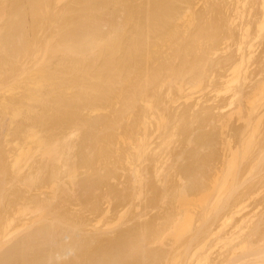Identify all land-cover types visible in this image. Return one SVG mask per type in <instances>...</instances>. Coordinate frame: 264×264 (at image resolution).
I'll list each match as a JSON object with an SVG mask.
<instances>
[{
  "label": "rangeland",
  "instance_id": "374dc122",
  "mask_svg": "<svg viewBox=\"0 0 264 264\" xmlns=\"http://www.w3.org/2000/svg\"><path fill=\"white\" fill-rule=\"evenodd\" d=\"M172 1L173 0H171V3L173 4L172 5L170 4V6H173L175 4L173 6L175 7L177 4V8L175 7L174 10L175 11L174 14H176L174 16L176 17L174 18L173 14L171 15V18H174L175 20L170 19L171 21L170 20H168L169 22L165 21L166 23L165 22H160V24L156 23L155 26L156 25L159 26V27L157 26L158 28L156 27L158 30L154 28L155 32L151 33V37H149L150 36L149 35L148 36L149 38L145 37V39H143L144 42L142 40L140 41L141 43L139 42L140 43L139 45H141V48L140 47L139 48L141 50L144 47L146 48L147 44H148L147 45L148 48L146 49L144 48L142 50L144 52H141V50L137 51L143 54L146 53L147 56H145V58L146 57L150 58V56L151 58L153 57V59H149V58L146 59V61L148 59L149 61L152 60L153 62L150 61V63L152 64H150L149 61L146 64L145 63L143 64L148 68L150 66L151 68L149 69L152 70L153 69L152 65L154 67V64L157 63L159 67H156V65L155 67L158 68L157 71L158 76L156 75V72L154 70H152V73L155 72V74H152L151 71H149V69L146 67L149 73H146L147 71L143 72L145 69H141L142 71H140L139 73L143 72L142 76H140V74L138 76V73H136L137 79H135V81L130 80L131 87L134 88L135 85V88L138 87V89L139 86H137V84L141 82V80H144V83L148 84L147 80L150 79H148L147 77L150 78L152 77L151 78L152 80L155 79L154 82L155 84L150 83V85L152 84L153 86H149V90L147 88L148 85L145 84L146 87L145 86L144 87L147 89V91L146 90L142 91L141 89L139 90L142 91L141 92L142 94H140L138 90L136 91L134 88L136 94L140 95L139 98L138 95L136 96V94L134 93L135 91L132 90L133 88H131L130 90L128 89L130 88V85H128L130 81L126 83L128 86L126 84H124L125 86L122 84L124 86V89L126 88L125 90L132 91L131 93H133L137 97V100L135 96L133 97L136 101H139L140 99L138 104L136 102L134 103L136 105L133 104L134 106L132 105L129 107L131 108V110L129 108L127 110V108L121 106L123 109L121 107L120 108L124 112H126L125 109L127 110V113L126 114L124 113L123 116H122L123 111L120 109L122 112L119 110L120 113H118V109L120 105L122 104L125 105V101L124 103H122L123 102L122 98L125 96L119 99L122 101H119L118 99H116L118 101H115L113 99L114 102H112L111 100L110 102L113 103V104L111 103V105L108 104L109 102L107 104L104 103V105L102 103L101 104L102 106H99L97 104V106H99L101 110L103 109V111L98 110V113H96L97 110H92L90 108L87 109L88 107L87 105H85L86 108H82L83 110L81 109L83 113L80 112V116L81 114L84 115V116L82 115L81 120L84 119L83 117H86L85 119H88L87 122L91 123L94 118L93 124H95L96 126L93 132L97 130L98 132V133L96 132L97 134L100 133L103 134L102 135L103 139L100 137L102 140H104L105 130H107L106 127H108L112 122L111 123L112 125L108 127L110 134H112L111 137L112 139H110L111 141H109L110 147L108 146L107 149H101L103 150L101 151L100 146L102 144L101 143L102 140L99 138V140L101 141L100 142L98 141L97 145H99L100 143V146L97 147V145H95V147H92L94 145L89 144V146L86 147V150L84 149V151L86 152L89 149L88 150L89 152L87 153L89 154L93 153L92 154V156H94L93 158L95 160L97 158L96 163L95 161H93L96 167H94L93 165L94 163L92 164L93 166L92 165L86 166V164H83L81 162L82 159L79 162L80 158L83 155L81 153V150L79 149V146H77L78 149L77 148H76L77 150L73 149L71 150V152L74 151L73 153H76L77 156H78L77 154L78 152L79 156L76 157L75 154L72 155L71 152L67 150L68 152L66 151L67 153L65 152L64 156L68 157V161H67L68 163L67 162L64 163L63 166L61 165L62 163L61 162L59 164L60 168L57 167L58 169L62 170V171L58 170V172H60L59 175L60 178L62 177L61 181L55 180L56 179L54 176L55 174L53 175V171L51 169L52 168L51 165L53 166L52 157L49 156V158L51 159H48V155H46L47 157H45V155L44 154L42 155L41 153L40 154L38 153V155L36 154L35 159L33 156L31 160L30 159L28 160V162L29 161L30 162L26 163L28 164L27 166H24L25 168V170H23L24 172L23 171L20 172L23 176L21 174L20 175L18 174L19 176L17 175L18 176L17 179V176L15 175L16 173H14L15 171L13 172L14 168H12L11 164L13 162L11 159L14 160L15 153H18L16 151L19 150L21 151V149L19 150L15 149L14 151V148H11V145L12 147H14L13 145L16 144L15 143L13 144L12 142H17V144L19 143L15 139L16 137H18V140L21 143L22 137H19L20 134L17 136L13 135L15 137L11 135H10L11 137L7 136L8 138H6L7 140L3 143V145L8 142V139L9 140L11 139L12 142L9 141V144L10 143L12 144H10L8 148H6L7 150L5 149V147L8 146L7 144L4 145L5 147L1 146L4 149H0L2 150L0 151L2 156L7 151L6 154L8 153V157L6 156V158L11 157V159L9 158L8 161L7 159L3 160L5 159V156L4 158L1 157L2 159L0 158V161L2 160L3 162L7 161L6 163L0 162V164L2 163L0 170H4V168L7 169V172L5 171L6 173L0 171V173L3 172L2 175H0L1 177L3 176L5 178V176L7 175L5 178L6 180L0 178L1 179L0 186L3 189L0 190V219L3 216L2 218L3 220H0V264H2V259H1L2 249H4L9 242H13V240L18 238L19 235L23 232L21 230L19 231L20 232L19 234L17 232L11 234L9 236L8 239L9 241L7 243L6 241L4 243L1 242L3 240L2 230L5 228L4 225H6V222H9L7 228L11 231H13L16 227L19 228L20 227L19 224L21 225L22 223L23 224L21 226L25 225L23 227L27 228L24 229V231L29 230L28 228L31 227L30 224L36 223L37 220H39L38 221L39 223L41 222L40 218L36 220L37 217L36 216L33 217V213H34L33 211L37 209V207L34 205H38V206L39 204L42 205L43 204L42 202H44V204L46 202L47 205L54 210V211L52 210V212L59 213L57 214L58 217L62 219L65 217L63 220L66 219V216L68 219L70 217V219L69 220L66 219V221L67 222L71 221L69 223H75L77 228L79 227L78 230L81 229L80 232L82 231L81 232L82 236L86 237V235L84 234L87 233V237L89 238L93 236L94 240L99 238L103 242L104 240L107 241L111 240L110 242L111 244H113L112 240L118 241L120 239L118 238V236L120 235L121 237H124V239H126V241L124 240L123 242L124 245L121 244L123 247L120 245L121 248L125 250L126 245L127 247L130 245L129 242L132 239V235H133L132 243L133 241H135V243L137 241L136 244H141V245L139 246L134 243L133 246L134 248L132 247L133 244L130 246V249L132 248L131 250H133L135 254L133 253L130 254L131 252L130 250L127 251L128 249H126L125 251L121 249L123 252H125V254L123 255L120 252H118L120 253L119 257L125 256L127 254L126 252H130L129 254L131 256L127 254V256H125V260L123 258V262L122 263L117 262V264L118 263L200 264L199 263L200 258L202 260L200 261L201 264H245L243 260L244 259L246 260V258L248 257L244 255L246 256L245 258L243 256V253L245 251V245L247 243L248 238L250 242H251L250 239H252L253 241L252 243L256 244L255 250H258L257 247H259L258 251L264 252V238H263L264 235L263 234L264 233V0H214V1L210 0L209 3L208 0H181V1L179 0V3L178 2L174 3V1L176 0H174L173 2ZM137 2L138 1H136V3ZM124 13L125 12L123 10L122 11L123 15L120 13L121 16L119 15L118 17L123 18ZM167 23H168V27L166 25ZM163 25H165L164 26L165 29L162 28ZM170 25L173 26V29L177 25L179 26L176 27V29H178L180 35H176L174 37L176 39L173 38V41H175L176 45L178 42H179L178 44L180 45L186 43L187 41L189 43V40L191 39L190 38L189 40L188 38L185 39L186 38L185 35H187L188 37V35L191 34V36L189 37H192V33L193 32L195 33V31L199 29L198 28L199 25H200V29L201 27L204 28L208 25L207 27H209L210 30H212L210 26H212L213 28V26L215 25V27L213 28L215 30L214 31L215 34L213 33V31L211 33V31L208 29L210 33L207 32L206 34L205 32L204 33L205 35L202 34L203 37L202 35H200V38L202 37L200 40L193 33V35L196 37H193L192 39L194 40L195 38H197L198 40L195 39V41H190V42H195V44L197 42L200 43L203 49H201L200 47V51L198 49L197 52L195 51L197 48H199L197 46V48H194L195 50L193 51L195 52V54L193 53L191 54L189 50H187V52L185 51L184 55L181 54L179 55L177 53L180 56V58L178 59L177 58L178 55H175V53L177 46L179 45H177L176 47L173 46L174 43L172 41V38L169 41L167 37L166 40L164 36L163 37L159 36L160 34L162 35L167 33V31L168 33H170L169 31L173 30L172 26L170 27ZM174 31L175 30H173L172 32ZM180 31L184 32V34L181 33ZM197 32L199 34V31ZM175 33H177V30L175 31ZM152 34L154 36H152ZM156 35L159 37H157ZM181 35L182 36L184 35L183 37L185 38H181L182 37ZM210 35L213 37L211 38ZM177 36H180V39H183L181 40L183 41L182 43L180 41L176 43L177 39H179L177 38ZM163 39L165 40L163 41ZM168 41L172 45L168 43ZM203 41H205L206 43ZM146 42L148 43L146 44ZM150 43H153V45H151ZM198 43L197 45H199ZM149 44L151 45V47H149ZM202 44L204 46H202ZM155 45L157 46V48L155 47ZM152 46H154V48ZM158 46L162 48V49L160 48L159 51L163 50L165 56L168 59L170 57L172 58L168 60L166 57H163L162 56L164 55L162 53L163 51L159 52ZM204 47L205 49L210 47L212 51L209 49L210 53L208 51L206 53L205 52L206 50L203 51ZM149 49L150 52L152 53L149 52ZM154 50H156L157 53H155ZM188 51L190 52V54H188L189 53ZM204 52L206 55L204 54ZM141 53L140 55H142ZM161 53H162L161 55L162 57L159 58L158 56H160ZM196 53L199 54L195 56ZM148 54L150 56H148ZM187 55H189L190 57ZM182 56L185 57V58L183 57L184 60L181 59ZM157 57L160 59L159 61H157L158 59ZM186 57L189 58V60L192 59V61L196 60L198 61V63L200 62L201 64L199 63L198 66L199 68L196 69V65L190 63L192 61L191 60L189 61ZM195 57L196 59H194ZM199 57L200 60L202 59L201 61L197 59ZM154 59H156L157 62L154 61ZM146 61L143 60V62ZM161 61H165L164 63H166L167 61V63L164 64ZM193 62L197 63L195 61ZM161 64H162V68H160ZM186 64L188 65V67L191 65L189 71L190 69H192V66L194 65L195 69L199 73L194 71L196 73L194 74L193 70H191L192 72L187 71L190 74L184 71L185 74L182 75L183 73L181 74V71L184 69H188L186 66H184ZM144 65L143 67L145 68ZM202 65L204 68L202 67ZM171 66L175 69H178V71L181 70L180 74L178 71L176 72H178V75L180 76L182 75V76L181 77L176 76L177 74L176 72H175V76H172L174 74L169 75L168 73L170 72L173 73L171 70H169V69H173ZM183 67L186 68L183 69ZM156 68L155 70H157ZM162 69L167 70L166 75L163 74L165 70L162 71ZM158 72L160 74L161 73L163 74V76H161L162 78L160 79L161 81L166 79L164 80L165 82L164 81L160 82L161 84L163 83L165 84V85L163 84L164 87L162 85V88L158 80L160 78V74ZM144 73H146L145 76H143ZM153 75H156L159 78L157 77L153 78ZM141 77L143 78L141 79ZM144 77L147 78L146 82ZM170 78L171 80L173 78L175 80L177 79V81L175 83H172L171 80L170 81L167 80ZM186 79H190V80H186ZM132 82L134 84H132ZM140 84L141 83H139L138 85ZM155 86L157 89L155 88ZM142 87L140 86V88ZM152 87L154 88L152 89ZM179 87H182V89L180 88L181 89L180 90ZM127 91L125 93L129 94V92ZM131 93L129 95H131ZM129 95L126 97V99L130 97ZM145 95L153 98L152 99L153 101L151 100V98H149V100L147 101L148 97H145ZM147 102L152 103L154 107L153 106L151 107L149 104H146L147 105L146 106L145 103ZM114 105L118 106L117 109L116 107H114ZM155 105L156 108L158 107L157 109L155 108ZM47 106H50V109L51 107H53L52 104ZM97 106L95 107L94 105H92V107L95 108H97ZM47 108L48 107H46V110ZM152 109H154L155 112ZM84 110H86V113L88 110H90L87 116L85 115ZM112 110H116V111H112ZM40 111L42 110L40 109ZM92 112L95 115L90 114ZM113 112L114 113L117 112L119 115H116ZM112 113L113 116H111ZM130 113L133 115L130 116ZM139 113L141 115H139ZM145 113L148 114V117ZM153 115H157V117L153 118ZM145 117H147V121L145 120L146 119ZM163 117L164 120L166 119L165 121H163ZM89 118H92V120L90 121ZM142 118H144V122L146 123L149 122L148 129H147V125L146 126L143 125L145 123L142 122L143 121ZM148 118H150L149 121ZM193 118L195 120H193ZM99 120H101L102 123L101 121L99 122ZM124 120L125 122H123ZM36 122L40 126L41 124H43V123L39 124L38 122H41L39 120H37ZM97 122L101 123V126H98L100 124L97 125ZM116 122L119 124H117ZM157 122L159 125L157 124ZM186 122H188L187 123L188 125L184 124ZM166 123H168V125ZM173 123H176L175 126ZM177 123L179 124L177 125ZM34 124L36 125V123ZM137 125L139 126V128L137 127ZM140 125L142 128L140 127ZM69 126H66L67 130H69L68 129ZM144 126L146 127V130ZM165 126L166 128L162 129ZM102 127H104L105 130H103ZM174 127L176 129H174ZM39 129L41 131L43 130V132L45 131L43 129V126L40 127ZM137 129L138 131L139 130L140 131L137 132ZM170 129H172L173 131ZM132 130L135 132H133ZM164 130L166 134L162 133ZM73 132L76 134H74ZM73 132L69 131L68 133H71V135L72 133L73 135H77L76 137L73 136V139L74 142L77 141L76 144H78L79 141L82 139V137H80L81 134L78 136L79 130L77 132L75 131ZM125 132H127L128 136L126 135ZM171 132L172 133L174 132V134L175 133L176 134L170 135ZM162 134L164 135V137L166 135V137L164 138L163 136H161ZM252 134L254 135L252 136ZM71 135L69 137L70 140L72 141L73 139L71 138ZM121 136L122 138L126 136L127 139L129 138L128 139L129 141L126 140V137L125 139L124 138L122 139ZM168 136L169 137L171 136V139ZM167 137L169 140L172 141L170 142L167 139V141H169L170 143H167V147H166V145L164 146V143ZM172 137H174V139H172ZM160 138L163 142H161ZM130 140H132L133 142L131 143ZM138 140L140 141L143 140L142 141L143 145H141L142 142ZM135 141L137 142L135 143ZM144 141H145V145H144ZM128 142L130 144H128ZM138 142L142 148L139 146V144H137ZM122 143L123 144L125 143L124 144L125 146ZM160 143L162 144L160 145ZM90 145L92 146L90 147ZM129 145L131 146V149ZM144 146L147 147V149L149 150L148 152L146 148H145L146 152L145 151L143 152L142 150L139 149V147L143 149ZM148 146L149 147L151 146L152 150ZM96 147L98 148V150L97 149L95 150ZM161 147L166 149L163 150V148ZM90 149L92 150L94 149L93 150L94 152L92 150L90 151ZM128 149L130 153L132 152L133 154L132 153L130 154ZM104 151H106L107 153L106 152L104 153ZM123 151L125 154L123 153ZM126 151L128 152L129 155L126 153ZM249 151L251 153L247 155V152ZM61 152L63 153L64 151L61 150ZM69 152L70 154H68ZM10 154H13V157L12 155L9 156ZM100 156L102 159H104L103 160L104 162L102 161ZM138 156H141L142 158ZM138 158H140L141 160H143L144 158L145 161L143 160L142 163V161ZM99 159L101 160L99 161ZM125 159L128 160L126 161ZM9 160H11L10 162L11 164L9 163V165H7L9 167L8 169V167L4 164H8ZM33 161H35L36 163ZM40 161H42L43 164H41L42 162L40 163ZM72 162L76 163L75 164L76 166ZM44 164L48 167L44 166ZM29 165L31 166V168L29 167ZM85 166L88 169L84 168ZM127 166L129 167V169ZM235 166H237V168ZM36 168H38V170L40 169L38 173ZM32 169H33V173L31 172ZM73 169L76 170V172ZM89 169H91L90 172ZM25 171L26 172L29 171V172L26 173ZM133 171H135V173ZM47 172H49L50 174ZM30 173L32 175L34 174L33 177ZM68 173H71L72 175L70 176V174ZM76 173L79 176L76 175ZM141 173L143 174V178L138 177L139 175L140 176L142 175ZM74 175L75 177H73ZM136 175H138L137 176L138 178L135 177ZM27 176H30L29 177L30 179L32 178L31 181L29 178H27ZM49 176L55 181L52 180ZM34 177L36 178V180H34L35 179ZM37 177H39V179ZM93 177H96V180L94 179L95 181L93 180ZM8 178L10 180H8ZM11 179L14 181L12 182ZM141 179H143V181ZM2 180L5 181V186H4V181ZM88 181L89 183H87ZM58 182L61 184V186ZM27 183H29L30 185ZM16 184L17 186H14ZM58 185L60 187H57ZM85 186L87 187V189ZM135 187L138 188L136 189ZM62 188L63 191L61 190ZM134 189L138 191V193L135 192ZM55 190H57L58 193L55 192ZM204 199H207L209 202ZM51 201L53 204L51 203V205H49ZM44 204L42 207L44 209L45 208L48 209L47 207H44L46 205ZM43 208L41 211L44 210ZM201 208H203V211ZM40 209L41 208H39L37 213L34 215H37L39 217L38 213L40 212ZM46 212L44 213L48 216L45 217L46 220H44V222L48 220L47 223H49L53 219V214H52V218H50L49 217L51 215L49 214L50 209L49 211L47 210ZM44 213L42 214L43 218L45 215ZM62 215L64 216L61 217ZM12 217L14 218V220L12 219ZM32 218L34 219L32 220ZM168 219L171 220L169 221ZM243 220L244 221L247 220V221L243 223L244 222ZM107 224H109L111 227H108ZM96 225L99 226L96 227ZM105 226L106 228H104ZM101 229H105V230L102 231ZM106 229L109 231H107ZM240 234L241 237L239 236ZM135 236L138 237L140 236V240L136 239L138 237ZM142 236L145 238L146 243L142 241L143 240L141 239ZM146 238L149 239V241L148 240L146 241ZM127 239L130 240L128 241ZM90 240L92 241L93 239L91 238ZM138 240L140 241L139 243ZM108 243H106V241L104 242V244H108ZM94 244L96 247L99 245L95 241L94 243L92 242L91 251L96 249V248L93 249ZM247 244H249V242ZM115 245L118 244L117 243L113 244V247ZM250 245L252 246L253 244H249V246ZM119 248L120 247L118 245V249ZM135 248L137 249V251ZM92 253L95 252L92 251ZM256 254L257 253L252 252L249 259H254ZM79 255L81 258L78 257L79 258L78 260L76 257L75 258L73 257L76 255L73 256L71 255L68 258L63 259V261L65 260L66 263L70 264V263H74L76 259L77 260L76 262L80 260L79 261L80 264H84L85 261H86L85 264H87L88 261L83 259L85 255H82L81 253H79ZM70 258L71 261L73 258L74 262H71ZM85 258L90 259L91 257L86 256ZM120 259L122 260V258ZM89 261L92 262L93 260H89Z\"/></svg>",
  "mask_w": 264,
  "mask_h": 264
},
{
  "label": "bare ground",
  "instance_id": "6f19581e",
  "mask_svg": "<svg viewBox=\"0 0 264 264\" xmlns=\"http://www.w3.org/2000/svg\"><path fill=\"white\" fill-rule=\"evenodd\" d=\"M136 1H138L137 3H139V4H137ZM209 1L210 0H208V3H209ZM175 2L179 3V0L174 1V3ZM170 4L171 5L173 4V3H171V0H0V149H4L3 147H5L4 146L5 144L8 145L5 147V149L8 148L10 146V144H12V143L16 144V145H13L14 147H12V145H11V148H14V151H15V149H17V150L21 149V151L20 150L16 151L18 153L14 152L15 153L14 160L11 159V157H9L13 162L12 164L10 163L11 160H9L8 164H4V165L7 166L10 163L12 165V168H14V170L13 169H11V170H13V172L15 171L14 173H16L15 175L17 176L18 174L19 175L21 174L20 172L25 170L24 166L28 165L26 163L30 162V161L28 162L29 159L31 160V158L33 156L35 159V155L36 154L38 155V153L39 154L41 153L42 155L44 154L45 157H47L46 155H48V159H51V158H49V156L52 157L53 166L51 165V167H52L51 169L53 171V175L55 174L54 175L56 178L55 180L61 181L62 177L60 178V176H59L60 172H58V170L59 171H62V170L58 169L57 167L60 168L59 164L61 162L63 163V164L61 163V165L64 166V163H66L68 161V157L64 156L65 152L67 150L71 152V150H73V149H76V148L78 149L77 146H79V149L81 150V153L83 155L82 157L80 156L81 158H80L79 162L82 159L81 162L83 164H86V166L92 165L94 163L93 161H95V163H96L97 158L95 157L96 160L93 158L94 157V156H92L93 153L89 154V153H87V152H89L88 151L89 149L87 148L88 149L87 152L84 151V149L86 150V147L89 146V144L94 145V146L90 145V147L91 146L95 147V145H97V142L98 141L100 142L103 139L102 138L103 134L100 133L102 129L99 132L101 135L97 134L98 133L97 130L95 132H93L94 128L96 126L95 124H93L94 118L92 117L93 120H92V118H89L90 121L92 120L91 123L87 122L88 119H85L86 117H83L86 121L84 119L81 120V117L83 115V114H81V116H80V112L83 113V111H81V109L86 108L85 105H87L88 106L87 109L90 108L92 110H97V112L96 111L95 112L98 113V110L99 111L101 110L99 106H102L101 105L102 103L104 105V103L107 104L109 102L108 104L111 105V103L114 102L113 99L115 101H118L123 96H125V97L122 98V100H123L122 103H124V101H125V105L122 104L119 106V103H118V106H119L118 113H120L119 110L122 108L121 106H124V108H127V110H128V108L130 106H132L134 103L137 102V104H138L140 99H139V101H136L137 100L136 96L138 95V98H139L140 95L136 94V91L138 90V92L140 94H142L141 92L143 90L147 91V89L145 88L146 87L145 84H147V83H144V80H141V82H139L142 85L144 83V85H143V87L145 86L144 89H143L141 84L138 85L139 83L138 84L136 83L137 86H139V89L137 86H136L137 88H135V85H134V88L136 90L135 91L134 88L131 87V85H130L131 84L130 80L135 81V79H137L136 73H138V76H139V74H140V76H142V73L147 71V69H146L147 66H145L143 63L146 64L149 61V59H153V57L151 58V56L149 54H148V56H150V58L149 57L145 58V56H147L146 53H144V54L141 53V52H144L142 50L145 47L142 48V50H141L140 49L141 45H139V44L141 43L140 42L141 40L144 42L143 39H145V37L147 38L149 35H150L149 37H151V33L155 32V29L158 30L157 28L159 26L158 25L155 26L156 23L160 24V22H165V21H168L170 19H174L176 17V16H174V15H176V14H174V12H175L174 10H175V7L177 8V4L175 7H173L175 4L173 6H170ZM123 10L125 12L124 17L119 18L118 16L119 15L121 16ZM172 14H173L174 18H171ZM121 19H122V21H121ZM166 25L168 27V23ZM175 25H176V23H175ZM160 26H162V25H160ZM164 26L165 25H163L162 28L165 29ZM171 26L172 25H170V27ZM207 26L204 28L201 27V29H200V25H199V27L197 26L199 29L196 30L195 33L194 32L193 33L197 36V38H199L201 40L203 35H205L204 33L206 32V34H207V32H209V30H210L209 27H207ZM176 27H179V26L177 25ZM176 27L173 29V26H172V29L175 31L177 30L178 34L175 33V31L172 32L173 30L169 31L170 33H168V31L165 30V31H167V33L161 35L158 32L160 34L159 36H162V37L164 36L165 39L167 37V39L169 41L172 38V41H173V38L176 35H180V33H179L178 29H176ZM210 27L212 29V30H210L211 33H212V31L214 33L215 30L213 28L215 27V25L213 26V28H212V26H210ZM180 28H181V26H180ZM193 30H194V28H193ZM197 31H199V34ZM196 32H197V34H196ZM181 33L184 34V32H181ZM193 33H192V37H189V36H191V34H189L188 37H187V35H185L186 38L183 37L184 35L183 36L181 35L182 36L181 38H185V39L188 38V40H189V38L191 39V40H189V43H188V41L187 42L185 41L186 43H183L181 45L178 44L179 43L178 41H180L182 43L183 41H181V40H183V39H180V36H177V38L180 39V40L177 39V41H176V43L178 42L177 45H179V46H177L175 44V41H173V43H174L173 46H175V47L177 46V49L174 47L176 49L175 55H178V54L184 55L185 51L187 52V50H189L191 52V54L192 53L195 54V52H193V51L195 50L194 48H197V46L199 48H197L195 51H197L198 49L200 51L201 45H200V43L197 42V40H198L197 38H195V39H197L196 42L200 46L197 45V43L195 44V42H190V41H195V39L194 40L192 39L193 37H196L193 35ZM172 35H173V37H172ZM200 35H202L201 38H200ZM152 36H154V35L152 34ZM159 36H157V37H159ZM212 37L213 36H211V38ZM165 39H163V41ZM174 39H176V38H174ZM202 40H204V39H202ZM169 41H168V43H170ZM203 42H205V41H203ZM147 43L148 42H146V44ZM150 44L153 45V43H150ZM150 44H149V47H151ZM147 45H146V48H148ZM202 46H204V45L202 44ZM152 47L154 48V46H152ZM155 47L157 48L156 45H155ZM164 47H165V45H164ZM160 48L161 47L158 48V51ZM201 49H203V48L201 47ZM209 49L211 50L210 47H208L207 49H205V47H204L203 51L206 50L205 52L207 53V51L209 52ZM139 50H141L140 53L142 55H140V53L137 52ZM154 51H155V53H157L156 50H154ZM161 51H163V50H160L159 52H161ZM149 52H150V49H149ZM190 52L188 54H190ZM205 52H204V54H205ZM150 53H152V52H150ZM162 53L164 54V51ZM162 53L160 54V56H158L159 58L162 56L166 57L165 54L162 55ZM197 54H199V53H196L195 56H197ZM202 54H203V52H202ZM178 56H177V58L179 59L180 56L179 57ZM187 56H189V55H187ZM198 56H201V55H198ZM183 57L184 56H182L181 59H183ZM147 58H149V59L146 61ZM159 58L157 59V61L160 60ZM171 58L172 57H170L169 59L167 58V59L170 60ZM187 59L189 60V58H187ZM194 59H196V57ZM197 59L199 61L202 60V59L200 60V57ZM143 60H145L146 62H143ZM190 60L192 61V59H190ZM150 61H152V60H150ZM150 61H149V63H150ZM154 61H156V59H154ZM193 61L198 63V61H196V60H193ZM193 61L190 63H193L194 65H196V69L199 68L198 66H199L200 62L197 64V63H194ZM156 62H154V63H156ZM161 62L164 63L165 61H161ZM166 63H167V61H166ZM166 63H164V64H166ZM204 63H205V61H204ZM142 64L145 66V68L143 67ZM150 64H152V63H150ZM170 64H171V62H170ZM187 64L184 66H186L188 69H184L186 67H183V69H184V70H182L183 72L180 70L181 74L183 73L182 75H184L185 72L189 73L191 70H193V72L194 71L197 72V70L195 69V66L193 64L192 65L194 67L192 66V69H190V71H189V68H191V65L188 67ZM155 65H156V67H159V65L157 63L154 64V67H155ZM154 67L152 65V68H153L152 70H154L156 72V75L158 76V74H157L158 68L155 67L157 69V70H155ZM200 67H201V65H200ZM202 67H203V65H202ZM149 68H151V67L149 66ZM160 68H162V64H161ZM163 68H164V65H163ZM141 69H145V70L142 73H139L140 71H142ZM201 69H200V72H201ZM152 70L149 69V71H151V73H152ZM164 70L162 69V71H164ZM169 70H171L173 72V73H171V72L168 73L169 75L174 74L172 76H175V72L178 71V69H175V68L169 69ZM149 71H147L146 73H149ZM166 71L167 70H165L163 72L164 75H166ZM180 71H178L179 74H180ZM187 71H189V72H187ZM155 72L152 74H155ZM178 72H176L177 73L176 76H180V75H178ZM146 73H144L143 76H145ZM151 73H150V76H151ZM197 73H199V72H197ZM161 74H160V78L157 77L156 75H153V78L154 77L159 78L158 79L159 83L166 80V79H164L162 81L160 80L162 78L161 76H163V74L162 75ZM194 74H196V73L194 72ZM146 76H149V75H146ZM190 76H192V75H190ZM168 77H170V76H168ZM142 78L143 77H141V79ZM147 78L150 80H147ZM147 78L144 77L145 82H146V80L148 82L147 88L149 90V86H153L152 84H155L154 83L155 79H153L154 80L153 81L151 79L152 77L151 78L147 77ZM157 78H156V80H157ZM166 78H167V76H166ZM190 79H186V80H190ZM167 80L170 81L171 78L167 79ZM173 80H175V79L173 78L171 80L172 83H175L177 81V79L175 81H173ZM149 81H151V82H149ZM126 83H128V85H130V88H128L129 90L131 88H133L132 90L135 91V92L134 91L133 92L136 94V96L133 93H131L132 91H127V90H125L126 88L124 89V86H125L124 84H126ZM150 83H152V84L150 85ZM132 84H134V83L132 82ZM156 84H158V83H156ZM163 84L160 85L161 88H162ZM164 85H163V87H164ZM140 86L142 88H140ZM157 87H158V85H157ZM153 88L154 87H152V89ZM155 88H156V86H155ZM180 88L182 89V87H179V89ZM140 89L142 91H139ZM126 91L129 92V94L131 93L132 96L125 93ZM154 91H155V89H154ZM148 92H150V91H148ZM145 94H146V92H145ZM155 94H156V92H155ZM128 95L130 97L126 99V97ZM134 96H135L136 100L133 98ZM145 97H148V96L145 95ZM149 98H151V97L149 96L147 101L149 100ZM116 99H118V100H116ZM152 99L153 98H151V100ZM111 100H112V102H110ZM122 100H119V101H122ZM158 100H159V98H158ZM154 103H156V102H154ZM51 104L53 107H51V109H50V106H47V105H51ZM97 104L99 106H97ZM116 104H117V102H116ZM146 104H149L151 107L153 106L152 103L147 102V103H145V105ZM90 105H91V107H90ZM92 105H94L95 107L97 106L98 109L95 107H92ZM134 105H136V104H134ZM118 106L114 105V107H116V109ZM146 106H145V108H146ZM150 106H148V107H150ZM44 107H45V109H44ZM46 107H48L49 109L47 108V110H46ZM105 107H106V105H105ZM155 108H156V105H155ZM40 109L42 111H40ZM104 109H106V108H104ZM129 109L131 110V108H129ZM132 109H134V108H132ZM127 110L125 109L126 112H124L123 110H122L123 112L121 111L122 116L124 113L125 114L127 113ZM152 110H154V109H152ZM89 111L90 110H88L86 113V110H84L86 116H87V114H89ZM101 111H103V109ZM112 111H116V110H112ZM151 111H149V112H151ZM139 112H140V110H139ZM154 112H155V110H154ZM113 113L111 116H113ZM118 113L115 112L114 114L119 115ZM153 113H151V114H153ZM90 114L93 115L94 113L92 112ZM132 115L133 114L130 113V116H132ZM139 115H141V114L139 113ZM146 115L148 117V114H146ZM147 117H145L146 121H147ZM156 117H157V115H153V118H156ZM151 118H152V116H151ZM25 119H27V120L29 119V120L27 121ZM121 119H122V117H121ZM142 119H143L142 122L145 123L143 125H145V126L147 125V129H148L149 122L146 123V122H144V118H142ZM149 119L150 118H148V121H149ZM196 119H197V116H196ZM37 120L41 121V122H38L39 124L40 123H43V124H41V126L38 125L36 122ZM114 120H115V118H114ZM165 120L163 117V121H165ZM193 120H195V119L193 118ZM100 121L101 120H99V122ZM120 121H122V120H120ZM155 121H156V119H155ZM99 122H97V125L100 124L98 126H101L102 121H101V123H99ZM123 122H125V120ZM140 122H141V120H140ZM158 122H157V124H158ZM188 122H186L184 124H187ZM196 122H197V120H196ZM34 123H36V125ZM111 123H110V125H112ZM31 124H33V125H31ZM117 124H119V123H117ZM166 124L168 125V123H166ZM173 124L175 126L176 123H173ZM178 124L179 123H177V125ZM110 125L108 127H110ZM150 125H152V124H150ZM39 126L40 127L43 126V129L45 131L44 132H43V130L41 131L39 129L40 128ZM66 126H69V128H68L69 130H67ZM102 126H103V124H102ZM132 126H133V124H132ZM104 127H105V125H104ZM104 127H102L103 130H105ZM108 127H106V129L108 131L105 130L104 140L101 141V143H102L101 146H100V143H99V145H97V147L100 146V150L101 149H107L108 146L110 147L109 141H111L110 139H112L111 138L112 134H110ZM137 127L139 128L138 125H137ZM140 127H141V125H140ZM165 128H166V126L162 129H165ZM114 129H115V127H114ZM172 129H170V130H172ZM174 129H176V128L174 127ZM78 130H79V132H78L79 134L78 133L77 134H78V136L81 134L80 137H82V139L80 141L78 139L79 143L76 144L77 141L74 142L73 136L76 137L77 135H73V133H74L73 131L77 132ZM110 130H112V129H110ZM128 130H129V127H128ZM145 130H146V127H145ZM69 131L73 132L72 135H71V133H68ZM98 131H99V129H98ZM116 131H117V129H116ZM139 131L137 129V132H139ZM133 132H135V131H133ZM125 133L128 136L127 132H125ZM128 133H130V132H128ZM162 133L166 134L165 130ZM19 134H20L19 137H22V139L20 138L21 143L18 140V137H16L15 139L19 142L18 144H17V142H12L11 139L10 140L8 139V142L3 145V143L7 140L6 138H8L7 136H10V135L11 136H13V135L17 136ZM69 134L71 135V138L73 139L72 141L70 140ZM74 134H76V133H74ZM173 134H174V132L173 133L171 132L170 135H173ZM120 135H122V134H120ZM167 135H168V133H167ZM253 135L254 134H252V136ZM15 136H13V137H15ZM161 136L164 137L163 134ZM125 137H123V138L125 139ZM132 137H130V138H132ZM165 137H166V135H165ZM168 137L166 138V141L164 143V146L166 145V147H167V143H170L172 141V140H169ZM174 137H172V139H174ZM99 138L101 140H99ZM121 138H122V136H121ZM169 138L171 139V136ZM128 139L126 137V140H128ZM167 139L170 142L167 141ZM16 140H13V141H16ZM160 140H161V138H160ZM9 141H11L12 143L9 144ZM130 141H131V143L133 142L132 140H130ZM138 141H140V140H138ZM142 141H140V142H142ZM136 142L137 141H135V143ZM161 142H163V141L161 140ZM128 144H130V143L128 142ZM137 144H139V142ZM161 144L162 143H160V145ZM126 145H127V143H126ZM141 145H143V142L141 143ZM144 145H145V141H144ZM1 146H3V147H1ZM112 146H114V145H112ZM139 146H140V144H139ZM97 147L95 148V150L96 149L98 150ZM140 147H139V149L142 150L143 152L145 151V148L147 149V147H145V146L143 147V149H141L142 147L141 148ZM134 148H135V146H134ZM149 148L151 149V146ZM161 148H163V147H161ZM126 149H127V147H126ZM130 149H131V146H130ZM165 149L166 148H163V150H165ZM245 149H246V147H245ZM61 150H63L64 152L62 153ZM76 150H75V152H76ZM91 150L92 149H90V151ZM115 150H117V149H115ZM0 151H2V150H0ZM12 151H13V149H12ZM83 151L86 153H84ZM101 151H103V150H101ZM128 151H129V149H128ZM148 151L149 150L147 149V152ZM6 152L4 153L3 156L0 153V158L1 157L4 158V156H5V159H3V160L7 159V161H8L9 158H6V156L8 157V153L6 154ZM70 152L68 154H70ZM73 152L74 151L71 152L72 155L75 154L76 157L79 156L78 152H77L78 156L76 155V153H73ZM105 152L106 151H104V153ZM123 153H124V151H123ZM126 153L128 154L127 151H126ZM129 153H130V151H129ZM249 153H251V152L250 151L247 152V155ZM11 155L13 157V154H10L9 156H11ZM132 156H134V155H132ZM103 157H104V155H103ZM138 157L142 158L141 156H138ZM62 158H64V159H62ZM100 158H101V156H100ZM140 158H138V159H140ZM101 159H99V161ZM111 159H113V158H111ZM3 160L0 162H3ZM103 160L104 159H102V161ZM125 160L127 161L128 159H125ZM143 160H144V158H143ZM143 160H141L142 163H143ZM7 161H5L3 163H6ZM47 161H49V160H47ZM33 162H35V161H33ZM41 162L42 161H40V163ZM103 162H101V163H103ZM129 162H131V161H129ZM47 163H46V165H47ZM50 163H51V161H50ZM72 163H74V162H72ZM72 163H71V165H72ZM95 163L93 164L94 167H96ZM98 163H97V165H98ZM41 164H43V162ZM75 164L76 163H74V165ZM77 164H78V162H77ZM83 164H82V166H83ZM1 165H2V163L0 164V167H1ZM30 165H29V167L31 168ZM46 165L44 164V166H46ZM86 166L84 168H87ZM46 167H48V166H46ZM235 167L237 168V166H235ZM69 168H70V166H69ZM73 168H75V167H73ZM8 169H9V167H8ZM66 169H68V168H66ZM71 169H72V167H71ZM100 169H101V167H100ZM128 169H129V167H128ZM232 169H234V168H232ZM36 170L38 173V171L40 169L38 170V168H36ZM90 170L91 169H89V172H90ZM131 170H134V169H131ZM131 170H130V172H131ZM136 170H138V169H136ZM0 171H3V172L6 171L7 172V169L4 168V170H0ZM29 171H27V172L25 171V172L28 173ZM65 171H67V170H65ZM74 171L76 172V170H74ZM135 171H133V172L135 173ZM3 172H1L0 175H2ZM31 172L33 173V169L31 170ZM89 172H88V174H89ZM138 172H140V171H138ZM34 173H35V171H34ZM47 173H49V172H47ZM71 173H68V174H70V176H71L72 175ZM33 175H32V177H33ZM51 175H52V173H51ZM76 175H78V174L76 173ZM6 176H5V178H6ZM18 176H17V179H18ZM133 176H134V174H133ZM137 176L138 175H136L135 177L136 178H138V177L143 178V174L141 176L140 175L138 177ZM2 177L0 176L1 179L6 180L4 177L3 178ZM11 177H14V176H11ZM29 177L30 176H27V178H29ZM73 177H75V175ZM131 177H132V175H131ZM37 178L39 179V177H37ZM67 178H69V177H67ZM20 179H19V181H20ZM31 179H30V181H31ZM94 179L96 180V177H93V180ZM4 180H2V181H4ZM8 180H10V179L8 178ZM34 180H36V178ZM52 180H54V179H52ZM71 180H72V178H71ZM141 180L143 181V179H141ZM13 181L14 180H12V182ZM19 181H17V182H19ZM54 181H53V184H54ZM82 181H83V179H82ZM89 181L87 183H89ZM91 181H92V179H91ZM33 182H35V181H33ZM21 183H22V181H21ZM130 183H133V182H130ZM27 184H29V183H27ZM0 185H1V183H0ZM21 185H23V184H21ZM4 186H5V181H4ZM14 186H17V184ZM60 186H61V184H60ZM60 186L58 185L57 187H60ZM218 186H220V185H218ZM91 188H93V187H91ZM86 189H87V187H86ZM0 190H3L2 187L0 188ZM61 190L63 191V188ZM55 192L58 193L57 190H55ZM135 192L138 193V191H136V190H135ZM140 194H141V192H140ZM136 195H138V194H136ZM62 199H63V197H62ZM204 200H207V199H204ZM214 200H215V198H214ZM42 203L44 204V202H42ZM51 203H52V201L50 202L49 205H51ZM43 204L42 205L39 204L40 207L38 205H34L37 207V209L35 211H33L34 212L33 217L36 216L37 217V218L35 217L36 220L40 218L41 222L39 223L38 222L39 220H37V222L35 220V222H36V223H34L35 225L30 224L31 227L28 228L29 230L24 231V229H27V228L23 227L25 225L21 226L23 224L22 223L21 225L19 224V226H20L19 228L16 227L18 230L15 228L16 230L14 229L13 231H11L7 228L9 222H6V225H4L5 228L3 227L4 229L2 230L3 240L1 242L4 243L6 241V243H7L9 241L8 239H9V236L11 234L16 233V232L19 234L20 233L19 231H21V230L23 232L19 235L18 238L13 240V242H9L7 244V246H5L4 249H2V251H1L2 264H63L65 261V260L63 261V259L68 258L71 255L72 256L76 255L73 257L74 258L76 257L78 260L79 259L78 257H80L79 253H81L82 255H85V257L90 256L92 258V259L91 258L88 259L85 257L83 258V259L88 261L87 264H89V262H90L89 260H93L92 262H90V264H117V262L122 263L123 258L125 260V256H127V254H129L130 252H131L130 254H132V253L135 254L133 252V250H131L132 248L130 249V246L133 244L132 245V247H133L134 243H135V241H133V243H132L133 235H132V239L131 240L129 239L130 245L128 247L126 245V247H125V250L128 249L127 251L130 250V252H126L127 254L125 256L119 257L120 253L123 255L125 254V252L122 251L124 249L121 248V246H122L121 244H123L124 240L126 241V239H124V237H121L119 235L118 238H120V239L118 241L112 240L113 244L117 243L120 247L119 249L120 250L122 249L120 251L118 249V245H115L113 247V244H111V242H110L111 240H109V241L104 240V242L106 241V243L109 242L110 243V245H109V243L104 244V242L99 238L94 240L93 236L90 238L87 237V233L84 234V235H86V237L82 236L81 235L82 231L80 232L81 229L78 230L79 227L77 228L75 223H69L71 221H69V222L66 221V219L69 220L70 217L68 219L66 216L65 220H63L65 217L63 219L58 217L57 214H59V213L52 212L53 209L50 208V206H48L46 202H45L46 205L44 204L45 205L44 207L48 208V209L45 208L46 211L47 210L49 211V209H50L49 214H51V215L49 217L52 218V214H53V219L52 220L50 219L51 221L49 223H47L48 220L44 222V220H46L45 217L48 215H46L44 213L46 211L42 207ZM199 206H200V204H199ZM38 207L41 208L40 212H39L40 214L38 213L39 217L37 215H34L37 213V211L39 209ZM223 207H221V208H223ZM42 208L44 209L43 211H41ZM201 209L203 211V208H201ZM219 209H220V207H219ZM43 213L45 214L44 218L42 216ZM46 213H48V212H46ZM63 216L64 215H62L61 217H63ZM41 217L43 219V222H42ZM2 218H3V216H2ZM2 218L0 220H3ZM5 218H6V216H5ZM12 219L14 220L13 217H12ZM33 219L34 218H32V220ZM47 219H48V217H47ZM10 220H11V217H10ZM246 221H244L243 223H245ZM168 222H166V223H168ZM107 225H108V227H111L109 224H107ZM97 226H99V225H96V227ZM106 226L104 228H106ZM22 227H23V229H22ZM101 230L103 231L105 229H101ZM107 231H109V230H107ZM99 232H101V231H99ZM127 236H129V235H127ZM239 236L241 237V234ZM135 237H138V236H135ZM91 238L93 239L92 241L90 240ZM263 238H264V235H263ZM136 239L140 240V236ZM141 239H143L142 241L145 242V238L143 236ZM139 240H138V243L140 242ZM147 240L149 241V239L146 238V241ZM250 240H251V242L249 241V238H248L247 243L249 242V244H253V245L249 246V244L246 243L243 256L246 255L248 258H246V256H244L246 258V260L245 259L243 260L244 263L245 264H264V252L258 251L259 247H257L258 250H255L256 244L252 243L253 242L252 239H250ZM94 241L99 245L97 246L98 248L95 246V244L93 245V249L96 248L97 250L96 249L92 250L95 252V253H92L91 244H92V242L94 243ZM142 241H141V243H142ZM114 242H116V243H114ZM136 243H137V241H136ZM136 245L140 246L141 244H136ZM142 245H144V244H142ZM105 246H107V247H105ZM106 248H108V249H106ZM136 251H137V249H136ZM256 251H258V252H256ZM118 252H120V253H118ZM252 252L257 253V254L255 255L254 259H249ZM118 258H119V260H118ZM120 258H122V260ZM139 258H141V257H139ZM129 259H130V257H129ZM129 259H128V261H129ZM77 260L75 259V262ZM70 261H71V258H70ZM79 261L75 263L74 259L72 258L71 262L78 264ZM200 261H202L201 258H200ZM200 261H199V263L201 264ZM65 263H66V261H65ZM74 263H70V264H74ZM85 263H86V261H85ZM121 263H118V264H121ZM66 264H69V263H66ZM130 264H132V263H130Z\"/></svg>",
  "mask_w": 264,
  "mask_h": 264
}]
</instances>
